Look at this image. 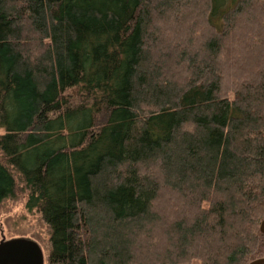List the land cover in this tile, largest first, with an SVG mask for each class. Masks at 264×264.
Returning a JSON list of instances; mask_svg holds the SVG:
<instances>
[{
  "label": "trees",
  "instance_id": "obj_1",
  "mask_svg": "<svg viewBox=\"0 0 264 264\" xmlns=\"http://www.w3.org/2000/svg\"><path fill=\"white\" fill-rule=\"evenodd\" d=\"M0 205L45 264L264 257V0H0Z\"/></svg>",
  "mask_w": 264,
  "mask_h": 264
},
{
  "label": "rangeland",
  "instance_id": "obj_2",
  "mask_svg": "<svg viewBox=\"0 0 264 264\" xmlns=\"http://www.w3.org/2000/svg\"><path fill=\"white\" fill-rule=\"evenodd\" d=\"M26 197L27 191L17 181L15 195L2 201L0 205V241L3 239L33 241L42 250L45 261L49 250L48 227L38 212L26 209Z\"/></svg>",
  "mask_w": 264,
  "mask_h": 264
},
{
  "label": "water",
  "instance_id": "obj_3",
  "mask_svg": "<svg viewBox=\"0 0 264 264\" xmlns=\"http://www.w3.org/2000/svg\"><path fill=\"white\" fill-rule=\"evenodd\" d=\"M264 234V219L260 224ZM0 264H45L40 247L26 239H11L0 241ZM248 264H264V257L255 259Z\"/></svg>",
  "mask_w": 264,
  "mask_h": 264
}]
</instances>
